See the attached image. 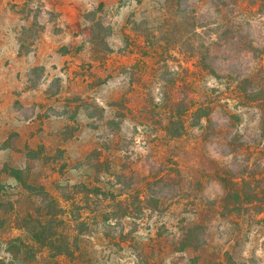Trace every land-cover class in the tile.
Here are the masks:
<instances>
[{
    "label": "rangeland",
    "instance_id": "374dc122",
    "mask_svg": "<svg viewBox=\"0 0 264 264\" xmlns=\"http://www.w3.org/2000/svg\"><path fill=\"white\" fill-rule=\"evenodd\" d=\"M0 264H264V0H0Z\"/></svg>",
    "mask_w": 264,
    "mask_h": 264
}]
</instances>
